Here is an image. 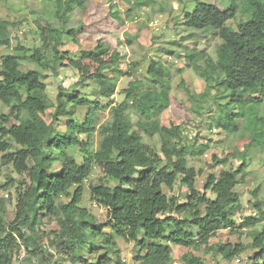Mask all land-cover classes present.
I'll use <instances>...</instances> for the list:
<instances>
[{"label":"trees","instance_id":"trees-1","mask_svg":"<svg viewBox=\"0 0 264 264\" xmlns=\"http://www.w3.org/2000/svg\"><path fill=\"white\" fill-rule=\"evenodd\" d=\"M56 1L58 7H63L64 23L74 6L84 12L90 2ZM107 1L109 17L118 27L123 24L120 11L115 0ZM142 3L136 1L135 5L141 7ZM230 3L221 9L197 1L191 12H183L185 27L210 29L222 43L216 59L198 51L184 55L204 81V92L190 93L183 81L180 88L191 101H198L197 105L205 100L214 102L215 128L231 135L242 128L251 130L242 151L234 150L222 159L212 156L219 165L231 160L238 164L209 175L202 190L196 188L201 171L189 166L188 157L204 155L209 145H188L183 137L184 128L192 120L188 113H201L195 105L177 103L171 97L166 65L151 60L148 81H131L122 92L123 101L113 103L110 118L101 123L99 112L105 106L90 100L82 88L90 82L99 96L111 98L116 90L112 72L118 73L122 65L120 50L102 38L97 39L94 49L79 54L62 50L66 40L78 43L77 30L64 32L44 18L35 20L38 46H26L18 40L11 49L15 25L0 21V48L12 51L2 57L0 64V106L9 109V113H0L1 160L26 176L14 218L7 227L3 220L7 202L0 199V264H15L22 252L28 257H41L45 264L55 260L125 264L119 256L117 239L136 244L134 260L139 264H172L175 247L188 250L181 257L184 264H203V256L192 250L232 262L249 249L255 252L253 263L264 264V226L255 229L264 221V210L255 196L252 205L257 214L245 216L236 190L248 177L250 148L264 147V117L258 112L264 94V0ZM240 8L249 18L234 30L228 22ZM116 44L120 47L131 41L118 39ZM64 70L76 71L80 81L73 88L60 85L52 101L45 80L59 77ZM214 91L225 95L226 102L221 103ZM80 109L86 110L82 118L78 116ZM168 109L182 119L180 124H161V115ZM61 119L66 120L64 130L56 125ZM95 133L100 143L92 152L90 138ZM143 135L157 138L160 148L155 151L145 144ZM95 166L104 178L99 183L91 182L89 192L91 201L106 209L102 222L81 206L85 183ZM178 182L186 194H168ZM63 198L70 201L62 202ZM47 216L57 217L59 230L50 233L48 244H40L45 235L38 225ZM243 230H249V244L212 241L220 231L241 237L246 234ZM30 235L35 238L31 246Z\"/></svg>","mask_w":264,"mask_h":264},{"label":"rangeland","instance_id":"rangeland-1","mask_svg":"<svg viewBox=\"0 0 264 264\" xmlns=\"http://www.w3.org/2000/svg\"><path fill=\"white\" fill-rule=\"evenodd\" d=\"M136 1L143 2L141 7L135 5ZM145 1L147 0H115L113 3H116L123 21V24L118 27L115 26L116 24L109 17L110 9L107 0H90L84 12L74 6L65 23L61 20L63 7H58L56 0H0V21L15 25L12 30L13 41L11 49L16 46L18 40L26 46H38L39 38L36 34L35 20L44 18L64 32H68L70 29L77 30L78 43L75 44L66 40L62 50H70L75 54H79L81 50H92L95 48L96 41L99 38H102L111 47H117L120 50L122 54L120 71L118 73L117 70L113 71L111 76L112 82L116 85L114 95L111 98L99 96L95 92V85L90 82H85L82 88V91L90 100L98 101L100 106H105V109L99 112L101 123L110 118V107L112 104L123 101L124 95L122 92L131 81L134 79L148 81L147 69L151 60H160L166 65L170 71L168 80L170 82L171 97L177 103H183L187 106L195 105V108L197 107L201 113V115L188 113L192 120L184 128L183 137L188 145H209L204 155L188 157L189 166L201 171L200 176L197 178L196 188L197 190H202L209 175H217L221 170L236 168L238 164L236 160H231L227 165H219L213 162L212 156L215 155L222 159L234 150L242 151L248 143L247 138L251 137V130L242 128L237 134L231 135L215 128L212 119L216 117L217 109L214 102L205 100L201 105H197L198 101H191L187 92L180 88V83L183 81L190 93L204 92V81L199 73L187 63L184 55L198 51L205 52L212 59H216V51L222 43L210 29L197 31L185 27L183 25V12H191L195 8L197 1L216 4L221 9L229 7L231 3L230 0H153L149 4H146L147 2ZM129 12L131 13L129 14ZM248 18L244 9L240 8L236 17L228 22V26L236 30L238 25L244 23ZM81 26H83L82 29ZM188 36H191V38L186 39ZM118 39L125 43L130 40L131 44L119 47L116 44ZM8 52L12 51L0 48V64L2 57ZM134 63H137V65L132 71L130 66H133ZM130 72L131 75L129 74ZM79 78L78 73L74 70H64L57 78L50 76L45 80L49 98L54 101L60 85L64 88H73L80 81ZM213 94L220 98L219 101L221 103L226 102L225 95L216 91ZM260 99L258 112L260 117H264V94ZM85 111V109H80L78 116L82 118ZM0 113H9V109L0 106ZM46 118L50 121L48 114ZM181 120L169 109L161 115V124L167 127L171 124L178 125ZM132 121L136 122L137 117L133 116ZM56 125L60 130H64L66 120L61 119ZM90 140V151L94 152L99 146L100 136L95 133ZM143 141L155 151L160 148L157 138L143 135ZM249 156L248 177L236 190L244 207L243 214L254 217L257 214L256 208L252 205L255 196L264 210V147L252 146L249 150ZM1 159L2 155L0 154V199H4L7 202V213L3 216L7 227L14 218L18 193L23 190L24 186L22 183L26 176L18 174L12 165L2 164ZM101 178H104V174L98 166H95L92 175L85 183V192L81 204L100 222L105 220L106 209L91 201L89 185L91 182L99 183ZM110 185H113V183ZM186 191L178 182L171 193L168 191L167 193L179 196L186 194ZM6 195H8V198H6ZM69 201L70 198L62 199V202L65 203ZM263 226L264 221L255 229H261ZM38 229L45 235L40 244H48L47 240L50 233L59 230L57 217L47 216L42 218ZM23 231L27 232V228H23ZM242 233L246 234L240 237L238 235H230L229 231H220L212 241L249 244L252 241L247 235L249 230H243ZM30 236L33 242L29 246L35 241V238L32 235ZM117 242L120 247L119 256L122 263L139 264L134 260L137 249L136 244L122 239H117ZM186 251L188 250L185 248L175 247L172 264H184L181 257ZM192 252L203 256V264H254L252 258L255 256V252L250 249L232 262L224 261L221 256L205 255L202 250L200 252L192 250ZM15 264L45 263L39 256H24L22 258L18 257ZM50 264H70V262L61 263L55 260ZM259 264L263 263L260 262Z\"/></svg>","mask_w":264,"mask_h":264},{"label":"built area","instance_id":"built-area-1","mask_svg":"<svg viewBox=\"0 0 264 264\" xmlns=\"http://www.w3.org/2000/svg\"><path fill=\"white\" fill-rule=\"evenodd\" d=\"M6 198H8V195H6ZM24 256H25V254H24V252H22L21 255H20V258H22Z\"/></svg>","mask_w":264,"mask_h":264}]
</instances>
